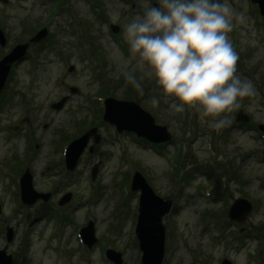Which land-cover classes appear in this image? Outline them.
I'll return each mask as SVG.
<instances>
[{"label":"rangeland","instance_id":"1","mask_svg":"<svg viewBox=\"0 0 264 264\" xmlns=\"http://www.w3.org/2000/svg\"><path fill=\"white\" fill-rule=\"evenodd\" d=\"M230 4L240 15L229 33L236 70L255 94L242 98L228 114L230 125L215 131L192 110L152 108L147 98L158 95L153 81L143 82L144 97L123 88L119 68L129 56L123 26L158 0H0V60L46 32L28 45L29 56L9 71L0 93V251L6 247L11 264H113L106 251L120 254L121 264H141L134 234L139 191L129 189L134 173L171 202L162 217V264H264V136L257 129L264 125V17L249 0ZM108 92L137 104L166 129L170 140L160 143V153L102 121ZM61 99V109L50 108ZM238 110L246 123L235 122ZM92 128L100 145L93 154L84 150L66 171L63 150ZM26 168L33 189L49 195L46 202L21 204L18 181ZM238 198L252 211L237 224L227 211ZM88 221L96 238L91 249L77 232ZM6 228L13 233L9 244Z\"/></svg>","mask_w":264,"mask_h":264},{"label":"clouds","instance_id":"2","mask_svg":"<svg viewBox=\"0 0 264 264\" xmlns=\"http://www.w3.org/2000/svg\"><path fill=\"white\" fill-rule=\"evenodd\" d=\"M239 19L230 0L147 5L123 26L129 53L119 68L123 88L130 86L144 97L143 82L153 81L158 95L147 98L152 108L163 104L171 113L192 110L215 131L229 126L228 114L240 107L242 98L255 94L252 82L236 70L238 56L229 33Z\"/></svg>","mask_w":264,"mask_h":264},{"label":"water","instance_id":"3","mask_svg":"<svg viewBox=\"0 0 264 264\" xmlns=\"http://www.w3.org/2000/svg\"><path fill=\"white\" fill-rule=\"evenodd\" d=\"M250 2L257 6L260 16L264 17V0H250ZM45 35V30L37 32L28 43L16 46L8 55L0 60V92L5 86V81L10 73L9 71L12 65H16L25 59L28 45L40 41ZM4 40V35L0 31V46L4 45ZM71 92L74 93L75 89H71ZM262 100H264V94ZM63 102L64 99H61L60 102L51 105V109H61ZM103 108V121L114 126L116 131L120 134L122 132L132 133L153 144H160L170 140V136L167 134L166 129L162 126H155L152 117L134 103L106 99ZM237 112L235 122L246 123L248 121L247 116L241 111ZM257 128L258 131L264 135V125H259ZM90 137H94L95 142L98 141L99 137L95 135V129L85 133L80 139L74 140L66 148L63 161L68 171L74 169ZM94 175L95 172L92 171V179ZM31 182V174L28 170H25L19 180L21 203L30 206L39 199L47 201L49 195L35 192ZM129 189L132 192L139 191L140 193L135 236L138 242V250L141 253V264H162L165 244V229L162 225V217H166L169 213L171 202L157 197L139 173H134ZM68 199L69 195L62 198L61 201L58 202V205H62ZM251 210L252 207L247 200H233L228 209L227 218L229 221L236 222L237 224L243 223L248 218ZM5 236L6 243H10L13 237L11 228L6 229ZM79 236L82 244L88 249L94 245L95 238L91 222L79 231ZM5 248L0 251V264H11V256L6 254ZM262 248L264 250V238L262 241ZM105 257L113 264H121L118 253L106 251ZM220 264L231 263L227 260H223Z\"/></svg>","mask_w":264,"mask_h":264},{"label":"flooded vegetation","instance_id":"4","mask_svg":"<svg viewBox=\"0 0 264 264\" xmlns=\"http://www.w3.org/2000/svg\"><path fill=\"white\" fill-rule=\"evenodd\" d=\"M101 139H100V137H99V139H98V141L97 142H95L94 141V139H92V138H90L89 139V141H88V145H87V151H88V153H90V154H93L94 153V148H95V146H99L100 145V143H101V141H100ZM94 145V146H93Z\"/></svg>","mask_w":264,"mask_h":264},{"label":"trees","instance_id":"5","mask_svg":"<svg viewBox=\"0 0 264 264\" xmlns=\"http://www.w3.org/2000/svg\"><path fill=\"white\" fill-rule=\"evenodd\" d=\"M139 141H140V140H139ZM140 143H141L142 147H143V146H148L147 143L144 142V141H140ZM149 147L153 148L154 150H157V149H156V146H149Z\"/></svg>","mask_w":264,"mask_h":264},{"label":"bare ground","instance_id":"6","mask_svg":"<svg viewBox=\"0 0 264 264\" xmlns=\"http://www.w3.org/2000/svg\"><path fill=\"white\" fill-rule=\"evenodd\" d=\"M45 215V213H40V216L43 217Z\"/></svg>","mask_w":264,"mask_h":264}]
</instances>
